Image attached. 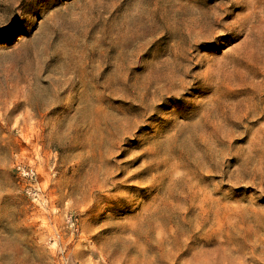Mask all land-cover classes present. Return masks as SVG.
<instances>
[{"label": "rangeland", "instance_id": "rangeland-1", "mask_svg": "<svg viewBox=\"0 0 264 264\" xmlns=\"http://www.w3.org/2000/svg\"><path fill=\"white\" fill-rule=\"evenodd\" d=\"M0 264H264V0H0Z\"/></svg>", "mask_w": 264, "mask_h": 264}]
</instances>
